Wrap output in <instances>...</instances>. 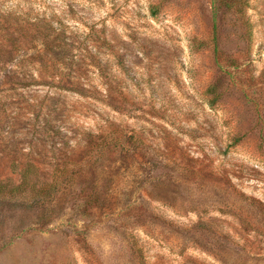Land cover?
<instances>
[{"label": "rangeland", "instance_id": "rangeland-1", "mask_svg": "<svg viewBox=\"0 0 264 264\" xmlns=\"http://www.w3.org/2000/svg\"><path fill=\"white\" fill-rule=\"evenodd\" d=\"M0 186V264H264V0H0Z\"/></svg>", "mask_w": 264, "mask_h": 264}, {"label": "trees", "instance_id": "trees-1", "mask_svg": "<svg viewBox=\"0 0 264 264\" xmlns=\"http://www.w3.org/2000/svg\"><path fill=\"white\" fill-rule=\"evenodd\" d=\"M28 175H29V174H28V172L26 171L24 178L27 179ZM4 191H5L4 187L0 186V195L3 194Z\"/></svg>", "mask_w": 264, "mask_h": 264}]
</instances>
